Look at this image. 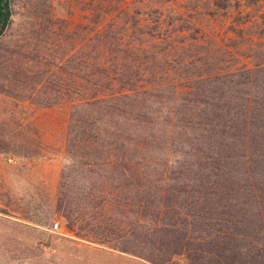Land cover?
<instances>
[{
	"label": "trees",
	"instance_id": "1",
	"mask_svg": "<svg viewBox=\"0 0 264 264\" xmlns=\"http://www.w3.org/2000/svg\"><path fill=\"white\" fill-rule=\"evenodd\" d=\"M43 5L58 54L11 69L70 106L67 228L150 264H264V0H74L73 27ZM12 18L0 0V40Z\"/></svg>",
	"mask_w": 264,
	"mask_h": 264
},
{
	"label": "rangeland",
	"instance_id": "2",
	"mask_svg": "<svg viewBox=\"0 0 264 264\" xmlns=\"http://www.w3.org/2000/svg\"><path fill=\"white\" fill-rule=\"evenodd\" d=\"M44 1L65 26L82 20L74 0H11L13 22L0 40V264H150L80 239L56 212L70 106L44 108L24 100L29 82L11 69L23 58L54 60L58 54V32L42 30L49 17L40 18L48 9ZM174 261L186 264L184 256Z\"/></svg>",
	"mask_w": 264,
	"mask_h": 264
},
{
	"label": "built area",
	"instance_id": "3",
	"mask_svg": "<svg viewBox=\"0 0 264 264\" xmlns=\"http://www.w3.org/2000/svg\"><path fill=\"white\" fill-rule=\"evenodd\" d=\"M57 228H58V225H57V224H55V225H54V229H57Z\"/></svg>",
	"mask_w": 264,
	"mask_h": 264
}]
</instances>
